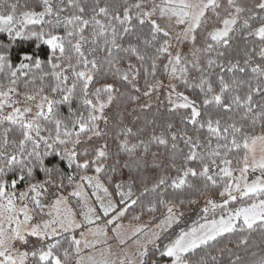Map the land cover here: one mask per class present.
Wrapping results in <instances>:
<instances>
[{
    "label": "snow or ice",
    "instance_id": "snow-or-ice-1",
    "mask_svg": "<svg viewBox=\"0 0 264 264\" xmlns=\"http://www.w3.org/2000/svg\"><path fill=\"white\" fill-rule=\"evenodd\" d=\"M0 264H264V0H0Z\"/></svg>",
    "mask_w": 264,
    "mask_h": 264
}]
</instances>
